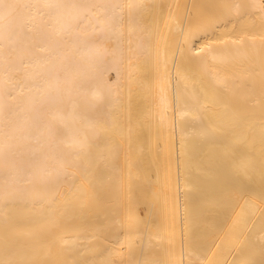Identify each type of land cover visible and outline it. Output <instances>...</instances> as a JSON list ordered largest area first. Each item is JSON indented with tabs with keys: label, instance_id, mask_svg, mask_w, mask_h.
Listing matches in <instances>:
<instances>
[{
	"label": "bare ground",
	"instance_id": "6f19581e",
	"mask_svg": "<svg viewBox=\"0 0 264 264\" xmlns=\"http://www.w3.org/2000/svg\"><path fill=\"white\" fill-rule=\"evenodd\" d=\"M0 264H264V0H0Z\"/></svg>",
	"mask_w": 264,
	"mask_h": 264
}]
</instances>
